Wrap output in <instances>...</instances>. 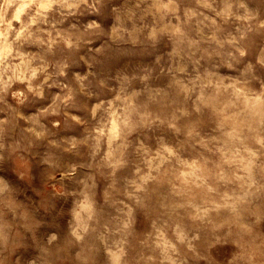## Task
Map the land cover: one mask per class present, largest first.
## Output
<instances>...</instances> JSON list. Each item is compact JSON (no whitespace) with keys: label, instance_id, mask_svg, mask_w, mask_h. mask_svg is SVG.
<instances>
[{"label":"clouds","instance_id":"9594fccd","mask_svg":"<svg viewBox=\"0 0 264 264\" xmlns=\"http://www.w3.org/2000/svg\"><path fill=\"white\" fill-rule=\"evenodd\" d=\"M0 264H264V0H0Z\"/></svg>","mask_w":264,"mask_h":264}]
</instances>
